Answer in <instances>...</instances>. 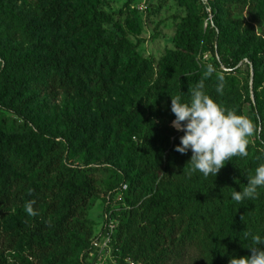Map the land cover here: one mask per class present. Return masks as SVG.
I'll use <instances>...</instances> for the list:
<instances>
[{
    "label": "trees",
    "instance_id": "trees-1",
    "mask_svg": "<svg viewBox=\"0 0 264 264\" xmlns=\"http://www.w3.org/2000/svg\"><path fill=\"white\" fill-rule=\"evenodd\" d=\"M180 4L187 13L177 19L176 44L154 72L152 61L138 54L139 44L112 30L113 16L100 10L96 0H35L34 6L24 0H0V204L22 208L34 202L37 215L28 218L17 210L10 233L11 247L29 257H42L38 264H82V254L90 248L95 231L84 212L96 195L95 180L88 169L75 164L76 155L82 156L84 166L97 161L116 167L106 168L111 177L107 205L126 187L123 206L105 209L117 220L114 264H149L138 262L143 257L140 252L130 251L146 229L156 244L168 241L178 254L188 247L203 251L205 236L189 239L191 213L213 189V182L171 191L164 190L162 181L150 182L153 174L166 175L182 165L174 148L183 133H167L143 115L150 94L160 88L173 91L184 102L201 80L204 66L212 64L215 69L204 80L205 87L215 90L218 76L224 77L226 86L236 66L246 60L251 92L234 111L242 115L243 106L249 104L256 126L263 128L264 31L256 35L252 25L233 20L230 7L241 5L254 22H264V0H180ZM18 43L25 45L24 50ZM200 48L212 62L204 54L197 59ZM143 87V100H136L137 89ZM56 92L78 99L81 109L65 114L54 126L44 116L49 112V97ZM91 109L94 115L86 117ZM2 111L20 121L18 130L2 124ZM123 137L129 138L130 145L120 155L116 142ZM256 137L257 146L248 145L246 157H235L222 168L231 193L236 190L235 176L248 168L247 183L261 164L262 131ZM156 143L168 151L150 153ZM142 183L155 191L144 197ZM223 217L220 236L225 252L215 251L212 264L227 263L228 253L250 256L248 248L256 247L252 236L264 237L262 199L230 200ZM138 219L143 224L137 236L126 240L125 233ZM63 246L70 247L60 261L55 256ZM0 264H5L1 257Z\"/></svg>",
    "mask_w": 264,
    "mask_h": 264
},
{
    "label": "rangeland",
    "instance_id": "rangeland-1",
    "mask_svg": "<svg viewBox=\"0 0 264 264\" xmlns=\"http://www.w3.org/2000/svg\"><path fill=\"white\" fill-rule=\"evenodd\" d=\"M27 5L34 6L35 0H24ZM100 10L111 14L113 16L114 27L112 30L117 36H126V38L133 44L138 43V54L143 58L152 61L154 66V72L157 69L161 59L172 50L175 46V33L177 30V19L186 15V9L181 6L180 0H96ZM231 18L235 21H241L245 25H252L254 27L256 35H260L264 31V22H254L247 9L241 5H232L230 7ZM206 21L204 23V28ZM108 27V26H107ZM21 50H24L25 45L18 43ZM206 55L207 60L212 62L211 58L205 53L204 48H200L197 55L198 60H202V55ZM201 62V61H200ZM247 61H241L237 66L235 72L230 75L227 85L224 87L223 95H217L215 90L211 87H205L204 91L211 98H213L218 104L224 106L227 109L234 110L239 102L244 100L247 92H251V70H248L246 65ZM215 65V63H214ZM222 68V67H220ZM250 74V78H249ZM172 84V83H171ZM172 87V86H171ZM159 91H155L150 94L149 102L147 103L148 110L144 112L143 119H149V122H155L160 124L161 128L165 129L167 133L172 131L178 134L183 133L177 131L172 126L174 120V114L170 110L171 97H176L174 92H167V88ZM145 87L137 89L135 93V99L140 100L144 98L143 91ZM119 94V93H118ZM112 95L111 102L117 99V95ZM159 99V104L156 105L155 101ZM190 97L187 99V101ZM50 107L49 112L44 118L52 123L54 126L58 124L65 114H71L81 109V102L72 97L66 96L61 92H56L53 96L49 97ZM184 101V102H187ZM110 104V101H108ZM94 110H86V117H92ZM242 115L250 119L254 125L256 119L249 106L245 104L242 109ZM2 124L7 129H17L19 120L7 112H1ZM262 131L261 143L264 144V127L259 128ZM18 130V129H17ZM257 134L249 138V144L257 146L255 141ZM174 138H170L169 143H172ZM134 144H137V140H133ZM119 147V154L124 155L125 149L130 145L129 138L123 137L116 142ZM164 150L166 153L168 148L163 144L156 143L153 145L150 153ZM261 164H264V147L261 148ZM66 156V154L64 155ZM191 156L189 151L187 154H180L179 157L182 161V165H179L176 169L170 171V173L164 175L161 173L153 174V177L149 179L150 182L157 185L162 181L164 190H187L194 184H199L203 181L213 182V189L207 193V195L200 199L201 205L198 209L194 210L191 216V234L189 239L202 240L205 236L203 251H197L194 247H188L185 252L181 254L177 253V250L172 248L169 242L165 244H156V241L149 234L146 229L142 237L135 245L130 247L131 253L140 252L138 262L149 261V264H212L215 259L214 252H225L223 245L221 244L220 232L224 231L225 225L224 210L225 204L231 200V192L228 188L231 183H227L222 175V169L219 171L216 177L209 175L204 177L199 172L192 171L190 163H188ZM81 155H76L75 164L88 169V174L95 180L96 195L89 200L87 208L85 209V216L91 220L93 231H98L105 218V209H117L122 207L124 202L122 194L125 192L126 187L122 188L121 192H118L107 205L108 200V182L111 180L110 173L106 171V168H114V166L106 165L101 162H93L88 166H84ZM248 168L244 169V173L235 176L236 187L235 189L242 190L246 183V176L248 175ZM195 172V173H194ZM113 178V177H112ZM140 189H143V196L146 197L153 193L155 189L147 184H141ZM137 191L136 196H139ZM257 199L264 200V187L258 188ZM19 210L26 217L30 218L22 208H9L3 207L0 204V257L5 264H21L24 261L27 264H38L37 259H42L40 256L29 257L26 252L21 251L16 246L11 247V233L10 228L12 224V218L16 211ZM239 212L237 210L234 213ZM264 220V219H263ZM145 221L144 223H146ZM141 220H137L135 225L125 233L124 238L129 240L132 234H136L137 230L141 228ZM204 234V235H203ZM203 235V236H202ZM154 242V243H152ZM152 243V244H151ZM237 245L236 247H238ZM70 246H63L61 253L55 257L62 261L63 256H67V252ZM237 249V248H236ZM235 249V250H236ZM53 254V253H52ZM235 256L234 253L227 254V263ZM64 262V261H63ZM69 264V263H64Z\"/></svg>",
    "mask_w": 264,
    "mask_h": 264
},
{
    "label": "clouds",
    "instance_id": "clouds-1",
    "mask_svg": "<svg viewBox=\"0 0 264 264\" xmlns=\"http://www.w3.org/2000/svg\"><path fill=\"white\" fill-rule=\"evenodd\" d=\"M215 69L212 64L204 66L201 80L189 90L190 99L181 100V96L171 97L170 110L174 114L172 126L182 131L179 144L174 150L180 154L191 152L190 163L192 171L199 172L204 177H216L219 171L235 157H246L249 138L260 132L259 127L246 116L238 115L234 110L218 104L204 91V80L209 79ZM215 91L223 95L224 77H217ZM248 182L240 190L231 193V200L242 203L245 200H254L258 197V188L264 187V164L255 169L254 175L248 176ZM31 195V190H29ZM33 201L24 205L28 216L37 215L33 208ZM249 234L245 233L247 238ZM256 247H249L250 256L235 257L229 264H264V237L252 236Z\"/></svg>",
    "mask_w": 264,
    "mask_h": 264
},
{
    "label": "built area",
    "instance_id": "built-area-1",
    "mask_svg": "<svg viewBox=\"0 0 264 264\" xmlns=\"http://www.w3.org/2000/svg\"><path fill=\"white\" fill-rule=\"evenodd\" d=\"M116 226L117 220L111 212L105 213L104 223L98 231L94 232L89 250L82 254V264H114L112 243Z\"/></svg>",
    "mask_w": 264,
    "mask_h": 264
}]
</instances>
